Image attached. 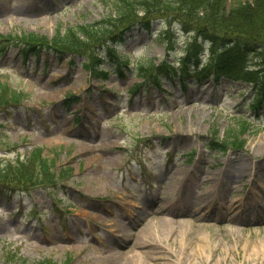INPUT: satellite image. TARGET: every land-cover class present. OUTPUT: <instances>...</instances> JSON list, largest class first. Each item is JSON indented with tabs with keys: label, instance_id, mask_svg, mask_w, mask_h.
Returning <instances> with one entry per match:
<instances>
[{
	"label": "rangeland",
	"instance_id": "rangeland-1",
	"mask_svg": "<svg viewBox=\"0 0 264 264\" xmlns=\"http://www.w3.org/2000/svg\"><path fill=\"white\" fill-rule=\"evenodd\" d=\"M106 4L0 0V36L52 39L57 26L102 18ZM164 26L127 33L118 50L161 58ZM184 38L172 39L176 66ZM65 59L44 50L23 58L16 48L0 55V82L26 96L0 111V158L25 160L39 146L75 175L0 194V264H264V108L249 105L251 86L201 81L181 90L174 77L131 94L141 77L99 79L80 58ZM70 93L79 99L66 107ZM235 134L246 139L240 150L210 148L212 137Z\"/></svg>",
	"mask_w": 264,
	"mask_h": 264
},
{
	"label": "trees",
	"instance_id": "trees-1",
	"mask_svg": "<svg viewBox=\"0 0 264 264\" xmlns=\"http://www.w3.org/2000/svg\"><path fill=\"white\" fill-rule=\"evenodd\" d=\"M110 11L100 19L76 25L58 26L52 39L34 32L15 35L24 56L38 54L41 49L67 56L70 62L82 57L80 64L94 77L104 79L108 69L119 76L130 74L142 78L130 91L133 93L153 83L160 87L165 78L177 76L183 88L185 80H213L221 77L251 83L254 93L251 103L264 101V0H104ZM106 4V5H107ZM161 20L159 35L166 38L165 56L155 62L154 57L139 56L131 60L118 51L123 35L134 25L149 29L153 21ZM173 24L185 34L179 67L170 62L174 45ZM12 35L5 38L9 40ZM209 54L205 61L199 52ZM1 52V51H0ZM252 55L263 60L252 64ZM109 63V65H106ZM22 96L0 82V111L19 105ZM77 100L75 94L65 98L68 104ZM241 132L246 125L242 121ZM211 144L225 150L228 146L242 148L244 139L235 134ZM41 147L30 149L25 160L19 156L0 161V188L53 186L72 176L71 168L56 165L55 158L40 153Z\"/></svg>",
	"mask_w": 264,
	"mask_h": 264
},
{
	"label": "bare ground",
	"instance_id": "bare-ground-1",
	"mask_svg": "<svg viewBox=\"0 0 264 264\" xmlns=\"http://www.w3.org/2000/svg\"><path fill=\"white\" fill-rule=\"evenodd\" d=\"M158 206L162 207V206H163V204H161V205H158Z\"/></svg>",
	"mask_w": 264,
	"mask_h": 264
}]
</instances>
